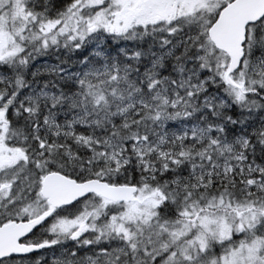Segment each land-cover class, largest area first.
<instances>
[{"label": "snow or ice", "instance_id": "1", "mask_svg": "<svg viewBox=\"0 0 264 264\" xmlns=\"http://www.w3.org/2000/svg\"><path fill=\"white\" fill-rule=\"evenodd\" d=\"M0 264H264V0H0Z\"/></svg>", "mask_w": 264, "mask_h": 264}]
</instances>
